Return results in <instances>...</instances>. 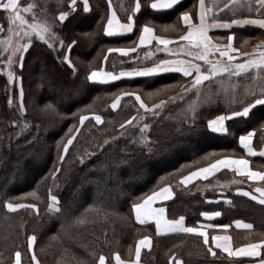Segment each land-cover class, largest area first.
<instances>
[{
    "label": "trees",
    "instance_id": "1",
    "mask_svg": "<svg viewBox=\"0 0 264 264\" xmlns=\"http://www.w3.org/2000/svg\"><path fill=\"white\" fill-rule=\"evenodd\" d=\"M109 1L116 8L122 5L128 10L134 4V0ZM69 2L18 0L22 7L35 3L38 19L54 21L56 33V38L51 40L53 47L33 35L23 53V67L19 65L14 71L19 88L12 87L4 74V56L0 54V264H14L17 250L21 252V264H32L27 247L29 235L37 238L33 251L40 264H98L101 254L107 264H112L116 254L122 260H131L136 242L144 236L150 237L152 243L141 253L142 264H170L173 255L183 264L240 262L219 251H215V256L210 255L202 238L196 235H157L153 226L135 221L132 205L169 186L174 193L173 199L165 204L170 220L183 216L187 226H196L203 212L219 211L220 221L250 218L263 230L264 209L237 198L230 191L224 195L229 198V205L206 201L216 199V193L196 192L198 184L227 179L230 175L226 172L190 187H183L180 178L216 158L243 156L237 140L250 130L256 133L254 143L258 146L264 137L258 128L264 120V107L254 109L247 120L230 122L225 136L209 132L208 120L230 114L232 109L239 110L238 101L245 99V93H236L235 99H230L234 94L231 90L225 93L215 90L220 81H229L223 76L204 82L199 95L195 90L158 114L145 113L135 103L134 96H121L113 109L112 102L122 92H135L150 105L180 94L182 86L190 81L168 75L112 84L90 82L87 77L94 70L118 71L130 67L134 55L123 58L108 49L123 41H134L141 26L157 21L162 15L143 7L135 16V29L130 37L109 38L103 32L108 16L107 0H88V12L77 2L76 11L61 25L57 17L61 10L69 11ZM243 13L246 15L241 18H264L246 9ZM28 14L26 18L30 20L31 13ZM118 14L125 20L122 13ZM7 25V14L0 10L3 28L0 40ZM234 33L244 45L264 37L263 32L254 28L237 29ZM73 40L76 44L69 49L67 45ZM64 55L70 57L73 67L63 60ZM152 61L139 63L138 59L136 63L146 65ZM231 81L239 83L242 78L233 77ZM173 84L177 88L168 91L166 88H172ZM161 90L169 94L153 102L148 100L156 94L153 92ZM49 93H55V97ZM228 100L233 101L231 106ZM194 102L196 107L192 108ZM21 103L24 113L20 111ZM48 103L55 111H43ZM80 115L87 117L83 124ZM94 115L101 116V123L95 121ZM133 117L136 119L132 124L125 123ZM144 124L148 125L144 133L147 141L141 137ZM70 136L73 143L65 153L63 145ZM193 143L196 148L190 149ZM126 167L130 171L122 173ZM50 193L58 197L60 213L49 212ZM9 201L35 207L10 212L4 206ZM90 206L99 208L100 212L90 211ZM79 218L85 222L78 223Z\"/></svg>",
    "mask_w": 264,
    "mask_h": 264
},
{
    "label": "snow or ice",
    "instance_id": "2",
    "mask_svg": "<svg viewBox=\"0 0 264 264\" xmlns=\"http://www.w3.org/2000/svg\"><path fill=\"white\" fill-rule=\"evenodd\" d=\"M181 3L182 0H151V2L148 4V7L154 11L174 10ZM77 6V0H70L68 3L69 11L61 10L59 12L57 19L61 25H63V23L69 18L72 12L76 11ZM36 7L37 5L35 3H29L22 7L18 3V0H6V2L0 0V9L7 13V19L9 22L8 32L10 33V35L5 37L4 40H0V45H3L4 52L8 53L7 64L9 65L15 63L13 57H15L17 53H20V66L21 68L23 67L22 53L27 51L29 48L33 35L40 41L48 44L49 47H53L51 40L56 38V33L53 31L54 21L49 22L46 19L42 21L39 20L35 12ZM141 7V0H137L133 12H139ZM225 9L232 13L231 19H221V14ZM242 9H247L248 12L255 11L260 17H264V0H225L222 7L219 4H214L213 6L209 7L205 4V0H198L195 16L192 15L191 10H185L182 11L178 17V20L184 25V30L179 35L178 40L184 43H180L176 49L168 47V45L174 43L173 40L155 35L153 27L146 23L142 26L140 31L139 45L150 43L152 40H155L157 44H163L165 46L163 49L165 52H168L169 54H175L176 51H179L184 53L186 56L192 57V59H162L158 63H155L151 68H145L139 71L121 72L119 76L114 75L111 72L94 70L88 75L87 79L90 82L106 83L108 81L117 80L122 76H150L158 73L178 72L184 77L192 78L190 83H188L186 86H182V90L184 92H188L192 89H196L197 95H199V86H201L205 81H212L215 78L223 76H227L229 81H231L233 77L238 78L241 76L247 77L251 75L253 80L261 81L258 86V90L257 88L245 89V99L238 101L240 104L239 110L232 109L229 115H219L215 119L208 121L207 126L209 131L215 133H226V120L232 118H250L253 110L257 106H264V43L253 47V49L249 52L242 50V47L237 48L233 46L234 33L227 35L226 44H218L215 42L224 38L210 35V32L214 29L231 30L234 26H252L264 29V18H253L250 16L237 18V11ZM43 10L46 11L47 9L45 8ZM83 10L84 12L89 11L88 0H83ZM26 13H31L30 20L24 15ZM127 21V23H120V21L116 18L115 13H112L108 17L107 25L104 28L105 34L108 36H113L115 34L131 32L134 27L133 15H128ZM169 28L173 29L174 31L179 30L176 25H165L163 30L167 31ZM2 31L3 28L0 27V32ZM13 36L17 37L15 44H13ZM21 41L26 42L22 43ZM75 44L76 41L73 40L71 44L67 45V47L71 49ZM60 46L62 48L65 46L62 40L60 41ZM114 51L127 55L128 52L135 51V49H108V52ZM216 53L219 55L216 56ZM240 57H243V59L241 60ZM63 60L68 63L69 67H73L68 55H64ZM196 61H203V64L196 63ZM205 66L207 67L205 68ZM8 75L9 77H12L13 73L9 71ZM121 96H135L136 101L139 102L140 108L144 109L145 112L157 109L164 104V101L161 100L159 104H153L151 108H149L148 105L142 101L141 96L137 93L122 92L120 95L115 97V100L112 103L113 109L117 107ZM233 99L235 98L233 97ZM227 102L231 106L233 101L228 100ZM48 110L55 111L51 103L46 104L45 108L43 109V111ZM20 111L21 113L25 112L23 103L20 105ZM85 119H87L85 115H80L79 120L81 124H83ZM94 119L98 124L101 123L102 118L100 115H94ZM133 120H135V117H133L131 120L125 121V123L130 125L132 124ZM27 126L28 125L26 124L25 127ZM37 127H39V125H37ZM123 127L124 125L122 124L121 128ZM147 128L148 125L144 124L140 129L141 137L145 141L148 140V137L144 135ZM76 131H79V129H76ZM69 132H72V129H69ZM253 135V132H248L247 135H241L239 137V143L247 155L256 156L259 154L261 157H264V148H261L259 153H257L256 149L252 146ZM72 143L73 137L70 136L67 139V143L63 145L65 153L68 151V147ZM60 160H64V155L60 156ZM220 168L232 169L236 174L246 176L247 179L251 181H264V171L251 170L249 168V161L247 159H244L243 157L233 158L224 156L223 158L215 159L209 163L207 167L198 168L196 171L190 172L188 176H183L181 178V182L187 184L193 178L198 176L207 178L211 172L219 170ZM59 171L60 169H56V172ZM53 175H55V173ZM237 191L246 197L257 200L260 204H264V186H257L254 188V192L259 193L258 196L250 191H243L241 189H237ZM30 195L35 196L36 194L31 193ZM171 195L172 193L169 190V187L164 186L157 191H153L150 195L144 196L140 201L133 203L132 211L135 214L136 221L141 225L154 222L156 233L158 235L162 233H185L195 234L199 237H202L204 244L207 246V251L213 256L216 255L213 246L227 252L229 256H261L260 249H264V239H261L258 242L248 243L244 247L237 248L235 251H233L229 243V236L212 235L211 244H209V234L203 230L204 227L227 228V225L218 226L209 224L207 226L195 227L187 226L184 222L185 218L183 216L179 217V219H167L165 216V209L154 208L153 204L159 199H168ZM4 206L10 212H14L17 209L23 207H35L34 204L13 203L10 201L6 202ZM48 210L50 213H60L62 211L58 197L51 193L49 194ZM89 210L95 211L97 213L100 212L99 208H93V206H90ZM201 215L205 217H215L221 215V213L204 212ZM77 222L84 223L85 220L84 218H79ZM235 223L237 227L244 229L250 230L253 227L251 224L243 223L239 220L235 221ZM36 239L37 238L35 235H29L27 237V247L28 250L32 252V264H40V261L33 251V246L36 242ZM150 244V237L144 236L137 242L135 246V260L122 261L119 254H116V264H139L141 247H150ZM14 255V264H21V252L17 250ZM93 255L95 254L93 253ZM105 260L106 257L103 254L99 255L98 264H105ZM170 264H182V261L173 255L170 258ZM258 264H264V257L259 260Z\"/></svg>",
    "mask_w": 264,
    "mask_h": 264
},
{
    "label": "crops",
    "instance_id": "3",
    "mask_svg": "<svg viewBox=\"0 0 264 264\" xmlns=\"http://www.w3.org/2000/svg\"><path fill=\"white\" fill-rule=\"evenodd\" d=\"M107 1H108V16H107L106 22L104 24V28L107 25L108 17L112 13H115L116 18L120 21V23H127L128 22L127 21L128 15H133L134 27H133V30L131 32L115 34L113 36L106 35L105 31H104V28H103L104 35L106 37H109V38H128V37H130L133 34L134 29H135V16H136V14L138 12L134 13L133 9L135 7V4H136L137 0H134V2H133L134 4H133L132 8L129 9V10H128V8H126V6L123 7L122 5L121 6L117 5V8H116V6L114 4H112L109 0H107ZM77 2H80V3L83 4V0H77ZM150 2H151V0H149L147 2L144 1V0H141V4H142L141 9L143 7H147L153 13L162 15L157 21L153 20V23H148L151 27H153L154 34L157 35V36L166 38V39L173 40L174 43L168 45L169 48H173V49L178 48V45L180 43H184V42H181V41L178 40L179 35L184 30V25L182 24V22H180L178 20V17L180 15V13L182 11H185V10H191L192 15L195 16V13L197 11L198 0H182V3L179 4L174 10H155V11L152 10L150 7H148V4ZM110 3H111V8H110ZM191 3H196V4L192 5ZM118 12L123 14V18H125V20H122L121 18H119ZM165 25H176L179 30L178 31H174L173 29L169 28L167 31H165V30H163ZM141 28H142V26L139 28V32H138V34H137V36H136L134 41L133 40L128 41V42L123 41L121 45H118V46L114 47V48H125V49L134 48L135 51L128 52L127 55H124V54H121V53L115 52V51L112 52V53H115L118 56L123 57V58L129 57V56L132 57V55H134L136 58H134L133 60H131L129 62V63H131V66L130 67H125L124 69H121V70H118V71H106L104 69H101L103 72H111L114 75L119 76V74L121 72L139 71L141 69L151 68L155 63H158L162 59H177V58L185 59V60L192 59V57L186 56L184 53H181L179 51H176L175 54H169L168 52H165L163 50L165 46L163 44H157V42L155 40H152L150 43L139 45V35H140ZM242 28H254V29H257L259 32H263L264 33V29H260L258 27H252V26L235 27L234 26L233 29H231V30L214 29V30H212L210 32V35H212L214 37H222V38H224V39H221V40H217L215 42L218 43V44H226L227 43V40H226L227 35L232 34V33L235 32V30L242 29ZM262 39H264V37L263 38H259L256 41H253L252 44L250 45V49L247 50V51L250 52L253 49V47L257 46L258 42L260 40H262ZM137 45H139V46H137ZM233 46L238 48V46H236V44H235V33H234V39H233ZM142 50H147L146 54H141L140 51H142ZM140 55H141V57H139ZM218 55L219 54L216 53V56H218ZM138 59H139V63H143V62L151 61V60H153V61H152L151 64L137 65V64H139V63H136L138 61ZM196 63L203 64V61H196ZM101 70H96V71H101ZM168 75L169 76L182 77V78H184V80L189 79L190 82H191V79H192L191 77H184L181 73H178V72H165V73L153 74V75H150V76H132V77L122 76V77H120L117 80L108 81L106 83H99V82H92V83L112 84V83H116V82H122V81L126 82V81H131V80H138V79H156L158 77H165V76H168ZM193 75H194V73H193ZM185 85L186 84H184L183 86H185ZM176 88L177 87H175V84H173V87L171 89L175 90ZM167 90L171 91L170 89H167ZM178 93H180V94H177L176 96H174L173 99L176 98L177 96L181 97V96H183L184 93H187V92H184L182 90L181 92H178ZM159 103L160 102H157L155 104H159ZM118 104H119V102H118ZM118 104H117V106H118ZM137 105L139 106V102H137ZM111 107H112V104H111ZM148 107L151 108V106H148ZM260 107H264V106H257L256 108H260ZM142 110L145 111L144 109H142ZM154 110L155 109H153L152 111H154ZM152 111H149V112H152ZM227 115H229V114H227ZM216 117H214V118H212L210 120H213ZM93 118H94V116H93ZM239 119L247 120L248 118H232V119L226 120L225 121V124H226V127H227V132L226 133H215V132L209 131L207 125H208V121H210V120L207 121L206 126H207L208 131L211 132L212 134H215V135H218V136H225L228 133L229 123L232 122V121H235V120H239ZM259 127H260L261 131L264 133V120L261 123H259L258 128ZM249 132H253L254 133V135L252 137V146L256 149L257 153H259L260 149L264 148V137L262 138L260 144L258 146H256L255 143H254V139L256 137V133L253 130H250ZM247 133L241 134V135H247ZM237 141H238V147L240 148L243 156H240V155H229V157H233V158L243 157L244 159H247L249 161V168L251 170H253V171H264V157H261L259 154H257L256 156L247 155L245 150L241 147V145L239 143V138H238ZM223 157L224 156L219 157V158H223ZM208 164L205 165V166H202V167H207ZM202 167H200V168H202ZM197 169L192 170L190 172L196 171ZM190 172H188L184 176H188ZM221 172H226L230 176L227 179H222L220 181L219 180L215 181V183L203 184V185L202 184H198L200 182H204V181H207V180L213 178L214 176H216L217 174H219ZM181 178H180V184L183 187H190L192 185L198 184V185H196V187L198 188V190L196 192L200 193L201 195L204 194V193H216L218 195L216 199L206 200L208 203L221 202V203H224L225 205H229L230 200H229V198H227L224 195L228 191H230L237 198H239V199H241L243 201H246V202L252 204L255 207H258L261 210L264 209V204H260L257 200H253L250 197H246V196L242 195L240 192L237 191V189H241L243 191H250V192H253V194L258 196L259 193H255L254 192V188L257 187V186H264V181H251V180H248L246 176L238 175L232 169L220 168L219 170L211 172L207 176V178H204L203 176H198V177L193 178L187 184L182 183L181 182ZM169 190L171 191L172 195L168 199H159L153 204L154 208H164L165 209L166 218H167V212H166L165 204L168 201L172 200L173 197H174V193H173V191L171 190L170 187H169ZM214 212H219V211H214ZM208 213H212V212H208ZM133 214H134V212H133ZM134 219H135V214H134ZM177 219H179V218H177ZM221 219H222L221 215L215 216V217H205V216L201 215V222H199L195 226V227H201V226H207L209 224L218 225V226H223V225H227L228 226L227 228H224V227H211V228L204 227L203 230L206 231L209 234V244H211V236L212 235H220V236H225L226 235V236L230 237V241H229L230 246H231L232 250L235 251V249L240 248V247H244L248 243L258 242L259 240L264 239V229L261 230L258 227V225L255 224L254 220H251L250 218L236 217V218H233L232 220L220 221ZM237 220L242 221L243 223L251 224L253 226L252 229L249 230V229H244V228H241V227H237V225L235 223V221H237ZM135 221H136V219H135ZM144 225L153 226V230L156 233V228H155V223L154 222H149V223L144 224ZM170 234H177V233H167V234H163L162 233V234H159V235H170ZM191 235H195V234H191ZM142 238H140V239H142ZM202 240H203V238H202ZM150 241L152 243L151 238H150ZM137 242H136V244H137ZM136 244H135V246H136ZM150 247H151V244H150ZM150 247H143L142 246L141 247V253H142L143 250H147ZM213 248H214V251H219L221 254H223L224 256H226V257H228L230 259L239 260L240 261V262H236V263L233 262V263H230V264H258V262L261 259L262 255H264V249H260L261 256L249 257V256H229L228 253L223 251L222 249L215 248L214 246H213ZM141 253H140V257H141ZM210 255H212V254L210 253ZM131 260L132 261L135 260V247H134L133 256H132ZM122 261H129V260H122ZM105 264H107L106 261H105ZM112 264H116L115 255L112 257ZM139 264H142L141 261H139Z\"/></svg>",
    "mask_w": 264,
    "mask_h": 264
},
{
    "label": "rangeland",
    "instance_id": "4",
    "mask_svg": "<svg viewBox=\"0 0 264 264\" xmlns=\"http://www.w3.org/2000/svg\"><path fill=\"white\" fill-rule=\"evenodd\" d=\"M3 2H6V0H3ZM225 2V0H205V4L207 5V6H209V7H211V6H213L214 4H219L221 7L223 6V3ZM192 5H195L196 3H191ZM254 7H255V5H254ZM0 10H2V9H0ZM247 10V9H246ZM252 12H255V11H252ZM252 12H250V13H252ZM7 14V13H6ZM244 13H243V9L242 10H238L237 11V18H241L242 17V15H243ZM26 17L29 15L28 13H26V14H24ZM244 15H246V14H244ZM229 18H232V13L229 11V10H227V9H225L224 11H223V13L221 14V19H229ZM253 18H256V17H253ZM8 27H9V22H8V25H7V29H6V32H5V36L1 39V40H4L5 39V37H7L8 35H10V33L8 32ZM240 39V40H242L239 36L238 37H236L235 36V39H236V43L238 44V48H241L242 47V50H244V51H247V50H249L250 49V45L252 44L251 42L249 43V42H247V44H245L244 45V42L242 41V42H240V41H238V39ZM16 39H17V37L16 36H13L12 37V40H13V44H15V41H16ZM22 43L23 42H26V41H21ZM235 43V44H236ZM244 46V47H243ZM24 53V52H23ZM22 53V54H23ZM0 54L2 55V56H4V63H3V72H4V74L6 75V77L8 78V80H9V82H10V84H11V86L13 87H17V88H19V80H18V78H16V76H15V74H14V71L16 70V68L20 65V60H19V56L21 55L20 53H17L16 54V56L15 57H13V60L15 61V63H13V64H11V65H9V64H7V59H8V53L7 52H4V50H3V45H0ZM240 59H241V57H240ZM9 71H11L12 73H13V76L12 77H9V75H8V72ZM252 75H254V74H252ZM241 78H242V82H236V81H226V80H224V81H220L217 85H216V88H215V90L216 89H219V91H223L224 93H225V91L227 92L228 91V89L229 90H231L234 94H232V95H230L229 96V98L230 99H232L233 97H236V93H245V89H247V88H257V90H258V86H259V84L261 83V81H259V80H253L252 78H251V75L250 76H247V77H245V76H241ZM206 82V81H205ZM169 87H167L166 89H168ZM199 88H200V86H199ZM170 90H172V92H173V89H171V88H169ZM196 89H192V90H190V91H188L187 93H184L183 94V96H181V97H176V98H170L169 100H167L166 102H164V104L161 106V107H159V108H157V109H155L154 111H152V112H145V113H148V114H158V113H160V112H162L169 104H171V103H173V102H175V101H179V100H181V99H183V97L185 96V95H189L191 92H193V91H195ZM171 92V93H172ZM153 93H156V94H153V95H151V96H149V101H151V102H153L154 100H157V99H160V98H163L165 95H167V94H169V93H167V91H163L162 92V90L161 91H155V92H153ZM49 95L51 96V95H53V96H51V97H55V93H49ZM135 98V97H134ZM142 99V101L143 102H146V100L145 99H143V98H141ZM135 103H137V102H135ZM147 104V103H146ZM153 104H155V103H152V104H147L148 106H152ZM63 105H66V104H63ZM194 107H196V102H194L193 104H192V108H194ZM141 109V108H140ZM142 110V109H141ZM136 119V118H135ZM190 149H194V148H196V145L193 143L190 147H189ZM189 148H187L186 150H189ZM186 150H185V152H186ZM130 171V169L129 168H124V170H122L121 172L122 173H125V172H129ZM131 172H133V171H131ZM31 253V256H32V252H30Z\"/></svg>",
    "mask_w": 264,
    "mask_h": 264
},
{
    "label": "built area",
    "instance_id": "5",
    "mask_svg": "<svg viewBox=\"0 0 264 264\" xmlns=\"http://www.w3.org/2000/svg\"><path fill=\"white\" fill-rule=\"evenodd\" d=\"M259 44H261V43H259Z\"/></svg>",
    "mask_w": 264,
    "mask_h": 264
}]
</instances>
